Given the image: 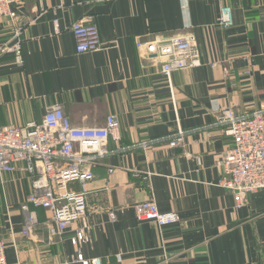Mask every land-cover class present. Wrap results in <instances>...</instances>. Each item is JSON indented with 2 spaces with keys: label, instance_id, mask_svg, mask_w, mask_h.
Returning a JSON list of instances; mask_svg holds the SVG:
<instances>
[{
  "label": "crops",
  "instance_id": "1",
  "mask_svg": "<svg viewBox=\"0 0 264 264\" xmlns=\"http://www.w3.org/2000/svg\"><path fill=\"white\" fill-rule=\"evenodd\" d=\"M16 9L28 18L24 62L0 53V128L41 122L55 104L77 126H103L110 114L120 124L93 166L89 212L65 232L52 234V213L31 206L38 222L25 235L32 176L25 162L0 173L9 263L264 264V188L238 206L220 184L233 142L222 110H264V0H23ZM84 17L99 28V51L77 52L71 25ZM11 29L1 18L0 46ZM188 33L201 64L171 78L137 45ZM148 200L176 221L140 219L135 206Z\"/></svg>",
  "mask_w": 264,
  "mask_h": 264
},
{
  "label": "built area",
  "instance_id": "2",
  "mask_svg": "<svg viewBox=\"0 0 264 264\" xmlns=\"http://www.w3.org/2000/svg\"><path fill=\"white\" fill-rule=\"evenodd\" d=\"M23 0H0V19L9 18L12 27L10 39L0 46V53H11L18 64H23V27L28 18L18 13L16 7ZM219 23L223 27L234 24L233 9L223 5ZM76 39L77 52L99 51L105 47L97 24L91 17H84L71 25ZM141 53L157 58L161 72L171 78L172 73L201 64L198 41L193 33L169 39L137 42ZM221 120L228 124L227 132L233 142L222 160L221 186L230 189L238 206L247 197L264 188V110L252 114H236L234 107L221 112ZM117 114H110L103 126H77L73 124L61 105L47 108L41 122L32 121L25 126L0 128V173L11 170L13 164L25 162L31 174L33 192L22 209L28 214L23 233L30 235L38 222L34 208L48 209L53 216L52 234L65 232L89 212L87 197L89 183L94 177L93 166L103 156L111 135L119 127ZM176 138L171 145L183 144ZM79 183L76 189L73 183ZM140 219L153 220L160 225L176 221L175 215L162 213L154 200L139 202L135 206ZM79 233L78 239H83ZM76 241V239H75ZM0 264H10L6 242L0 241Z\"/></svg>",
  "mask_w": 264,
  "mask_h": 264
}]
</instances>
